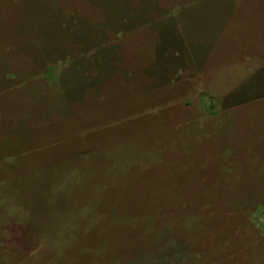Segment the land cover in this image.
Returning <instances> with one entry per match:
<instances>
[{"label":"rangeland","instance_id":"1","mask_svg":"<svg viewBox=\"0 0 264 264\" xmlns=\"http://www.w3.org/2000/svg\"><path fill=\"white\" fill-rule=\"evenodd\" d=\"M0 264H264V0H0Z\"/></svg>","mask_w":264,"mask_h":264},{"label":"crops","instance_id":"2","mask_svg":"<svg viewBox=\"0 0 264 264\" xmlns=\"http://www.w3.org/2000/svg\"><path fill=\"white\" fill-rule=\"evenodd\" d=\"M186 46H188V48L190 49V47H197V49H195L194 51H196V52H200L201 51V48H202V46H200V44H193V43H188V45H186ZM193 51V52H194ZM202 52V51H201ZM206 52V51H205ZM205 52H203V53H205ZM202 54V53H201ZM205 55V54H204ZM204 55H202V56H204ZM198 56H200V54H194L193 53V56H192V59H190V61H193L194 63L196 62V60H197V58H198ZM202 56H200V57H202ZM199 57V58H200ZM182 73H185V70L184 69H182V67H180L177 71H176V75L174 76L175 78H176V76L178 75H181ZM191 77H194V78H196V75H194L193 76V74H192V76ZM176 83H178V82H176ZM204 84V83H203ZM177 85H180V84H177ZM176 85V86H177ZM201 84H199L198 85V87L200 86Z\"/></svg>","mask_w":264,"mask_h":264}]
</instances>
